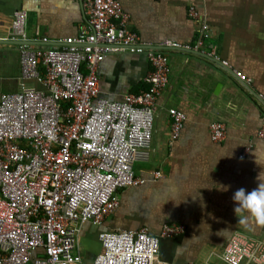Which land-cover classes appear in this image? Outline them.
I'll use <instances>...</instances> for the list:
<instances>
[{
    "label": "built area",
    "instance_id": "built-area-1",
    "mask_svg": "<svg viewBox=\"0 0 264 264\" xmlns=\"http://www.w3.org/2000/svg\"><path fill=\"white\" fill-rule=\"evenodd\" d=\"M81 3L88 19L77 36L54 47L20 45V88L0 97V264H80L83 225H102L119 205V190L144 182L135 164L149 157L170 58L142 40L119 0ZM189 16L198 29L195 44L185 47L218 58L201 12L190 6ZM27 21L28 12L16 10L5 39H29ZM161 46L183 47L171 41ZM113 51L147 56V89L119 100L100 97L98 67ZM169 114L174 141L186 114L177 108ZM209 130L218 142L227 126L217 120ZM257 135L264 140V120ZM185 229L182 223H165L157 236L147 227L101 230L103 249L92 264H154L160 239ZM220 258L227 264H264V241L236 231Z\"/></svg>",
    "mask_w": 264,
    "mask_h": 264
},
{
    "label": "crops",
    "instance_id": "crops-1",
    "mask_svg": "<svg viewBox=\"0 0 264 264\" xmlns=\"http://www.w3.org/2000/svg\"><path fill=\"white\" fill-rule=\"evenodd\" d=\"M119 1L132 28L157 47L195 44L198 24L189 16L195 6L210 26L218 58L249 78L246 83L264 100V0ZM19 9L28 12L31 40L62 42L77 36L88 19L81 0H0V39ZM20 50L19 44L0 42V97L20 88ZM162 50L171 73L156 104L149 157L135 164L144 182L119 190V205L102 225H83L80 264H92L102 251L101 230L147 227L157 236L165 223L184 224V232L160 239L154 264H227L220 254L236 231L264 241V140L257 135L264 104L207 58ZM150 70L144 53H108L98 67L100 97L119 100L147 89ZM171 108L186 114L174 141ZM217 120L226 123L227 133L214 142L209 125Z\"/></svg>",
    "mask_w": 264,
    "mask_h": 264
},
{
    "label": "water",
    "instance_id": "water-1",
    "mask_svg": "<svg viewBox=\"0 0 264 264\" xmlns=\"http://www.w3.org/2000/svg\"><path fill=\"white\" fill-rule=\"evenodd\" d=\"M0 42H7V43H14V44H31V45H36V46H40V45H60L58 42H54V41H48V40H31V39H27V40H11V39H0ZM155 48L158 49H165L168 47L165 46H153ZM180 50L183 51H187V52H192L194 54L200 55L204 58H207L208 60L214 62L216 65H218L219 67H221L222 69L228 71L232 76L235 77V79L239 82V84L246 89L247 91H249L251 94H253L255 97H257L263 104H264V100L262 98H260V96L258 94H256V92H254V90L250 87V85L248 83H246L245 80H243L242 78L238 77L236 75V73L225 63L223 62L221 59L216 58V57H212L206 53H203L199 50H195L192 48H187V47H180L178 48Z\"/></svg>",
    "mask_w": 264,
    "mask_h": 264
},
{
    "label": "trees",
    "instance_id": "trees-1",
    "mask_svg": "<svg viewBox=\"0 0 264 264\" xmlns=\"http://www.w3.org/2000/svg\"><path fill=\"white\" fill-rule=\"evenodd\" d=\"M44 45H40L39 47H43Z\"/></svg>",
    "mask_w": 264,
    "mask_h": 264
}]
</instances>
